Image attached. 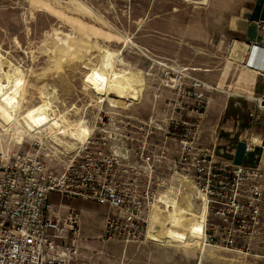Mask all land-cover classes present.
<instances>
[{
	"label": "rangeland",
	"instance_id": "rangeland-1",
	"mask_svg": "<svg viewBox=\"0 0 264 264\" xmlns=\"http://www.w3.org/2000/svg\"><path fill=\"white\" fill-rule=\"evenodd\" d=\"M190 2L0 0V57L4 66L13 71L17 83V95L12 103L8 102L12 112L8 109L3 112L8 105L0 104V153H16L28 149L33 141H47L48 129H43L39 135H24L20 143L16 141L15 131V119L24 110L45 101L50 103L47 113L61 118L57 120V129L61 128L59 122L65 118L70 124L81 122V135L87 133L94 114L101 107L131 114L144 121L151 116V111L159 112L165 107L168 101L164 97L171 98L174 105L177 102L178 107L188 108L191 101L179 102L157 84L155 74L160 68L156 62H166L184 67L189 76L212 88L206 92L208 104L202 122L195 115H190L189 120L199 123V145L213 151L216 159L228 161V153L235 141L251 139L245 128L253 122L264 126V92L257 94L262 86L263 78L257 75L261 69H256L258 73L254 74L250 69L255 68L248 66L253 73L247 71L245 61L228 52L234 43L227 37L229 22L241 16L249 0H206L205 6ZM63 36H70L71 40L87 47L88 56L73 54ZM99 47L108 49L115 55V60L124 62L115 63L116 70L131 71L141 79V96L129 107L122 103H114V107L110 101L115 99L114 93L101 106L102 98L85 86L84 77L89 69L98 74ZM84 66L89 69H83ZM252 87L256 91L252 95L247 94L245 91ZM213 95L225 101L231 99L222 122L229 129L218 125L204 135L205 139H199L202 127L209 119L207 108ZM61 139L69 140L65 135ZM46 143L49 145L48 141ZM173 150L176 151L177 147L174 146ZM172 186L182 189L173 190L170 198L167 195L161 201L178 197L180 208L191 206L192 210L201 212V202L196 200L189 184L179 186L173 181ZM185 193L188 195H183ZM63 204L71 208L80 220L79 257L75 264H264L261 258L240 255L229 246H206L204 233L198 235L195 243L187 239L182 244L171 240L160 243L151 237L153 243L125 244L104 240L103 222L109 213L106 206L80 199L64 200ZM160 205L163 206L162 203ZM169 209L161 207L158 213L166 215ZM190 216L187 214L183 222L185 231H189L193 222ZM249 250L252 254L262 255L260 246L249 247Z\"/></svg>",
	"mask_w": 264,
	"mask_h": 264
},
{
	"label": "built area",
	"instance_id": "built-area-1",
	"mask_svg": "<svg viewBox=\"0 0 264 264\" xmlns=\"http://www.w3.org/2000/svg\"><path fill=\"white\" fill-rule=\"evenodd\" d=\"M156 64L158 86L179 102L191 101V110L164 97L165 107L151 111L144 121L101 107L74 149L37 140L26 150L0 153V264H75L80 220L74 211L61 215L64 200L106 206L104 240L153 243L147 234L153 210L166 209L161 198L182 189L173 188V181L204 195L206 246H229L264 261V168L220 161L202 148L199 123L189 116L202 122L206 92L212 88L178 64ZM257 148L251 139L244 140L245 155ZM49 162L61 171H51ZM52 194L57 205L50 200ZM253 246H260L262 255L250 253Z\"/></svg>",
	"mask_w": 264,
	"mask_h": 264
},
{
	"label": "bare ground",
	"instance_id": "bare-ground-1",
	"mask_svg": "<svg viewBox=\"0 0 264 264\" xmlns=\"http://www.w3.org/2000/svg\"><path fill=\"white\" fill-rule=\"evenodd\" d=\"M190 3H196L204 6L207 5L206 0H191ZM77 23L78 22H76V24ZM55 35L61 34L55 33ZM63 38L64 42L67 43V47L70 48L73 54L84 58L88 56L87 47H82L78 42L71 40L70 36H63ZM97 51L100 53L98 64H96L98 65V69L96 70L98 74H95L91 69L88 68V70L87 67L84 66L85 68L83 69L88 70V73H86L84 77L85 86L89 88V90H91L93 93H95V95L100 96L102 99H106L109 95L114 93L115 99H110L113 104L122 103L123 106H129L133 102H137V100L141 96L142 91L143 83L141 82V79L136 75L134 76L135 73L131 74V71L127 72L128 70H116V68H114V64H123L124 62L120 59L115 60V55L113 54V52L102 47H99ZM253 57L254 56L252 52L245 63L252 64V66H254V68L256 69L263 68L264 58L263 65L258 66L256 65V62L253 61ZM248 66L250 67V65L245 64V67ZM256 69L250 70L258 73ZM15 80L16 78L13 75V71L8 70L4 66L3 60L0 57V104L5 103L6 105H8V102L12 103L13 98L17 95V83ZM49 104V102L45 101L42 105H37L36 107H33L26 111L24 110V112H22L21 115L17 117V119H15V131L17 132L18 136L16 141L20 143L24 135L35 136L37 134L39 135V133L43 129H48L49 135L46 136V139L47 141L52 143L51 145L56 146V148L62 147L65 151L76 148L77 144L82 141L83 136L85 135H81L80 133L81 122L78 123L76 121L74 122V124H70L67 120H65V118H62V121L59 122V124H61V128L57 129L55 127L56 125H58L57 120H61V118H55L51 116L52 114L47 113ZM113 106L116 107L115 104ZM6 109H8L10 112H12L13 110L12 107L8 105L7 108L3 109L2 111L6 112ZM17 127L19 128V130ZM60 135H65L69 140L64 141V139H61ZM252 142L261 143L258 140H253ZM183 195L186 196L188 194L185 193ZM176 198L178 197H172L171 201L162 199L163 203H165L168 208H171L168 210V212L166 211V215L160 216L156 209L153 210L150 217V224L152 225V227L149 228L147 232L148 237H151L154 240L159 241L160 243H165L166 241L171 240L176 244H182L185 243L187 239L195 243L198 235H203V222L207 213L205 197L203 194L195 195V198H197L196 200L201 202V212H198V210H192L191 206L180 208L177 204L178 202ZM187 214L191 215L190 217L193 219L189 231H185L186 227L183 226V222L185 221Z\"/></svg>",
	"mask_w": 264,
	"mask_h": 264
},
{
	"label": "crops",
	"instance_id": "crops-1",
	"mask_svg": "<svg viewBox=\"0 0 264 264\" xmlns=\"http://www.w3.org/2000/svg\"><path fill=\"white\" fill-rule=\"evenodd\" d=\"M227 37L234 41L228 52H233V55H235L239 60H244L245 62L247 61V58H249V55L253 52V60L256 62V65L262 66L264 58V0H249V3L245 7L241 16L233 18L229 22ZM247 68L248 67H245V69L249 71ZM259 72L260 74L257 75L262 76L263 79L261 81L262 86L257 94L262 91L264 92V65ZM253 91H256L255 87L249 88L245 92L252 95L254 93ZM229 101H231V99L225 101L219 96H214L211 99L206 115L209 119L207 120L205 127H202L199 139L201 137L205 139L206 136L204 137V135H208L209 132L213 128H217L218 125H222L223 128L229 129L224 126L225 123H222L224 116L228 112ZM210 107L211 111H209ZM257 124L259 123L253 122L250 126H248V128H245L248 132H250L252 141L258 140L261 142L256 143L258 145L257 151L255 153L245 155L243 152V142L246 139L235 141L233 147L231 148V152L228 153L229 156L227 159L229 162H233L234 164L242 163L252 166L257 165L260 168H264V152L260 148L264 147V126L262 124ZM48 168L55 173H59L61 171L60 168L56 167L51 162L48 163ZM50 200L53 204H58V198L56 195L52 194L50 196ZM72 211L73 210H71V208H69L66 204H63V207L60 209V213L63 216Z\"/></svg>",
	"mask_w": 264,
	"mask_h": 264
}]
</instances>
